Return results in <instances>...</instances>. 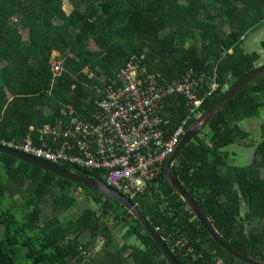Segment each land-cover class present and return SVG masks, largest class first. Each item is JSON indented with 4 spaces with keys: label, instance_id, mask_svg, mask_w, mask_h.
<instances>
[{
    "label": "trees",
    "instance_id": "obj_1",
    "mask_svg": "<svg viewBox=\"0 0 264 264\" xmlns=\"http://www.w3.org/2000/svg\"><path fill=\"white\" fill-rule=\"evenodd\" d=\"M65 1L0 0V139L23 138L32 125L54 124L68 103L92 119L96 100L134 53H144L149 68L171 80L190 68L204 75L201 112L262 56L258 49L247 50L245 40L264 23V0H67L70 12L64 9ZM260 44L264 49V38ZM53 52L64 63L54 82ZM214 79L219 87L208 95ZM169 99L166 116L172 130L189 110L182 95ZM263 107L264 76L242 88L206 125V141L198 134L174 163L178 179L220 232L262 260L264 124L258 138L245 123L258 118ZM194 120L189 119L187 129ZM233 145L253 150L252 161L231 164L233 154L227 148ZM57 165L106 180L98 171ZM82 192L92 205L63 219L61 204ZM48 196L58 212L42 220ZM131 200L181 264H248L210 235L170 185L165 167ZM121 224L124 241L117 237ZM0 225V264H18L20 258L29 264H83L99 237L100 254L89 258L94 264H170L140 221L118 201L4 152ZM78 232H89L90 239L56 251L65 237Z\"/></svg>",
    "mask_w": 264,
    "mask_h": 264
},
{
    "label": "built area",
    "instance_id": "obj_2",
    "mask_svg": "<svg viewBox=\"0 0 264 264\" xmlns=\"http://www.w3.org/2000/svg\"><path fill=\"white\" fill-rule=\"evenodd\" d=\"M50 68L54 82L64 70L57 52ZM203 78L190 68L178 79H168L149 68L144 53H134L96 100L92 119L83 118L68 103L54 124L32 125L23 138L3 137L0 144L52 163L98 171L105 182L131 199L161 174L189 119L202 113ZM209 86L208 95L219 83L214 79ZM176 95L185 98L189 113L171 130L166 108L169 97Z\"/></svg>",
    "mask_w": 264,
    "mask_h": 264
},
{
    "label": "water",
    "instance_id": "obj_3",
    "mask_svg": "<svg viewBox=\"0 0 264 264\" xmlns=\"http://www.w3.org/2000/svg\"><path fill=\"white\" fill-rule=\"evenodd\" d=\"M259 53L261 55H264V51H259ZM262 76H264V63L259 64L258 62H255V67L253 69L249 70L244 75L228 85L220 98L206 111L202 112L188 127V129H186L175 151L169 156L165 166V177L169 181L170 185L187 203L188 207L195 213V215L200 219L202 224L209 231L210 235L229 253L248 264H264V260L259 259L238 248L220 232L203 206L192 196V194L178 179L174 171V163L180 156L183 149L200 133V131L213 119V117H215L242 88ZM0 152L11 154L20 160L27 161L31 164L41 167L46 171L58 174L72 181L82 183L86 187L94 189L118 201L126 209H128L136 219L140 221V223L144 226L147 232L160 247L167 261L170 264H181L177 257L174 255L172 249L168 246L165 239L161 236V234L150 222V220L141 212L139 207L125 194L116 190L107 182L99 180L92 175L85 174L78 170L64 168L60 165H57L56 163H52L36 156L29 155L25 152L9 148L2 144H0Z\"/></svg>",
    "mask_w": 264,
    "mask_h": 264
},
{
    "label": "rangeland",
    "instance_id": "obj_4",
    "mask_svg": "<svg viewBox=\"0 0 264 264\" xmlns=\"http://www.w3.org/2000/svg\"><path fill=\"white\" fill-rule=\"evenodd\" d=\"M109 2H111L112 4H115L117 0H108ZM64 9L67 12H70L72 9V6L69 4V2L66 0L64 2ZM23 35L24 37L27 36L26 31H23ZM264 38V23L262 24V26L258 27L257 29H255L254 32H251L250 34H248L246 40H245V44H246V49L247 50H256L258 49V51H264V49L261 47V40ZM93 48H95L94 45H92ZM55 52H53L54 54ZM259 64H263L264 63V55L261 56V58L258 60ZM6 69L9 68V66L5 67ZM258 118L261 120V122L264 124V107L260 109L259 112V116ZM209 128L207 126H205L199 133V136L202 137L205 141L209 135ZM254 135H256V137L260 138V136H262V132L260 130V128H256L253 130ZM261 133V134H260ZM258 140V139H257ZM227 150L230 152H232V156H230V160L229 162L231 164H236V165H246L249 164L252 161V156H253V150L248 149H242L239 148L238 145H233L227 148ZM262 176H264V168L262 169ZM52 197L48 196L46 199V202L43 204V209H44V214L42 217V220H44L47 216L52 215L54 213H57L58 210L55 208V206L52 203ZM23 201L22 199H18V205H20ZM87 205H92L89 202H85V199L83 198V192L77 195H74L73 199H67L65 200L62 204H61V217L63 219H66L68 217L71 216H77L82 208L84 206ZM60 212V211H59ZM115 221V219H111L110 224H113V222ZM117 229V237L121 240L124 241V232H125V227L123 224H121ZM3 226L0 225V236L3 233ZM90 233L89 232H78L73 236L70 237H65L64 240L61 242V244L56 248V251L58 253H61L63 250H65L66 248H68L72 243H75L77 240H81L83 242H87L90 239ZM131 241L134 240V238H129ZM126 239V240H129ZM129 240V241H130ZM103 244V239H101L100 237L97 239L96 243L94 246H92L90 252L88 250V252L86 253L87 259L83 262V264H94L92 263L89 258L91 256H97L100 254V250ZM20 258V257H19ZM18 264H29L28 262H26V260L20 258L18 260ZM55 264H60L58 262H56ZM111 264H115V263H111Z\"/></svg>",
    "mask_w": 264,
    "mask_h": 264
},
{
    "label": "crops",
    "instance_id": "obj_5",
    "mask_svg": "<svg viewBox=\"0 0 264 264\" xmlns=\"http://www.w3.org/2000/svg\"><path fill=\"white\" fill-rule=\"evenodd\" d=\"M261 124H262V122L259 118H254V119L248 120L245 123V125L249 131H253L256 128L261 129Z\"/></svg>",
    "mask_w": 264,
    "mask_h": 264
}]
</instances>
